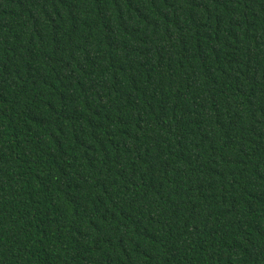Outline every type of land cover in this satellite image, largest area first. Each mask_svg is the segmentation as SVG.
Segmentation results:
<instances>
[{"label": "trees", "instance_id": "1", "mask_svg": "<svg viewBox=\"0 0 264 264\" xmlns=\"http://www.w3.org/2000/svg\"><path fill=\"white\" fill-rule=\"evenodd\" d=\"M0 264H264V0H0Z\"/></svg>", "mask_w": 264, "mask_h": 264}]
</instances>
